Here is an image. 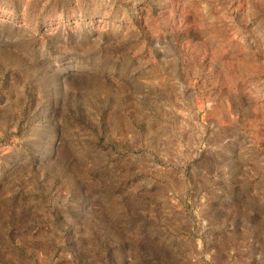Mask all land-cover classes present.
<instances>
[{"label": "rangeland", "instance_id": "1", "mask_svg": "<svg viewBox=\"0 0 264 264\" xmlns=\"http://www.w3.org/2000/svg\"><path fill=\"white\" fill-rule=\"evenodd\" d=\"M0 264H264V0H0Z\"/></svg>", "mask_w": 264, "mask_h": 264}]
</instances>
